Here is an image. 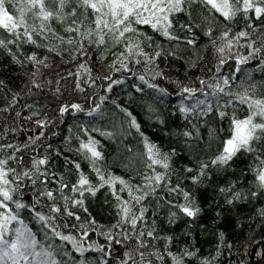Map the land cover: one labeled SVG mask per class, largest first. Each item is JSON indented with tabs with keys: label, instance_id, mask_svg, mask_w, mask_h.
<instances>
[{
	"label": "snow or ice",
	"instance_id": "1",
	"mask_svg": "<svg viewBox=\"0 0 264 264\" xmlns=\"http://www.w3.org/2000/svg\"><path fill=\"white\" fill-rule=\"evenodd\" d=\"M253 60L264 72V0H0V72L24 81L0 78V264H247L264 229V79L245 69ZM181 69L187 81L174 78ZM136 108L165 139L143 131ZM66 116L78 131L61 136ZM98 193L107 223L91 210ZM202 203L215 206L210 224ZM226 216L249 243L229 240ZM197 230L212 237L207 255ZM256 247L264 264V241Z\"/></svg>",
	"mask_w": 264,
	"mask_h": 264
},
{
	"label": "trees",
	"instance_id": "2",
	"mask_svg": "<svg viewBox=\"0 0 264 264\" xmlns=\"http://www.w3.org/2000/svg\"><path fill=\"white\" fill-rule=\"evenodd\" d=\"M241 27L243 25H240ZM234 64V61H229V63L227 65H225L222 69V71L225 74H228L230 72H235L234 67H232V65ZM245 69L247 71H250L254 77L257 80L260 79H264V72H262L258 66V61L253 60L251 61L248 65L245 66ZM63 70V69H61ZM176 75H179L182 79H185L186 81L188 80L187 77H184L183 75V70H179V72H174V78ZM196 75H201L200 71L197 70H193L192 76H196ZM236 75H239V73H236ZM0 78L3 79H7L8 83L10 84V86L14 87V88H22L23 87V77L22 75H17V70L14 67H9L6 70L0 72ZM117 93H120V89L117 88L116 89ZM171 92L172 95L170 96L169 100L167 101V103L172 104V106L174 107L175 103H178V97L175 95V88L172 87L171 88ZM68 99H70L72 102H80V103H84V97L79 95V94H73L70 97H67ZM121 98L123 99V94H121ZM43 102V100H42ZM57 105L55 103H53L51 105V107H56ZM161 108L163 109L164 106L162 105ZM136 114L138 116V118L140 119L142 125H143V131L153 140H156L157 142L165 139L163 137V134L159 131H156L153 126L149 123V121L146 118V115L144 113H142L139 108L135 109ZM67 123H61L59 124V126L57 128H54L53 131L60 133L61 136L63 135H67L68 134V127L71 126L73 128L74 131H78V129H76V125L75 122L73 120L72 117L70 116H66L65 117ZM177 123H179V121H177ZM49 135H51V133H49ZM23 138H26L23 137ZM129 140L132 142V144H135V141L132 140L131 137H129ZM53 141L55 144H60V139L57 137L53 138ZM105 144H107V142H104ZM62 147V144L60 145ZM104 151L106 152V154L108 155L109 161H114L113 162V171L115 172V174L117 175H121L124 174L123 173V169H122V163L120 161V159L118 157H115V152H114V146L113 145H108ZM67 154V153H66ZM69 155H74V154H69ZM185 162H187L185 160ZM244 165L241 164L240 167H243ZM85 170H86V165H85ZM201 193H203L202 196V202L204 200L208 201L209 203L212 200V190L211 189H200ZM31 190H25V199L26 202H31ZM202 206L205 209V212L207 213V217L205 219V222L207 223H211V218L214 216V205L213 208L210 209L208 207V203H202ZM109 207L110 205H108L105 202V197L102 194L98 193V199L93 203L92 205V212L94 215H96L97 219L100 220L101 222L107 223L111 220V216L109 214ZM251 211V209L247 208L246 206H242L240 208V212L241 214H247ZM234 219L233 216H226L225 219L221 222V224L219 225V228L221 230H224L227 232L228 234V238L229 240H234V239H239V243L240 244H246L249 243V241L246 239V237L248 236V231L247 229L244 230L243 234H240L238 232L233 231V229L229 226L230 222ZM183 225H177L175 228L176 232H181L183 230ZM255 227V226H254ZM92 239L93 240H98L99 243L104 244L105 242L103 241L102 238H97L94 234L92 235ZM192 239L196 242L197 247H199L201 249V254L203 255H207L209 250L213 247V241H212V237L211 236H206V235H201V233L197 230L194 233V236L192 237ZM258 241H264V229H260L259 227H256V231H255V240L250 241L251 246L247 248V252L250 253L249 255H243V259L244 261L247 262V264H257V257L255 256V250H258V248L256 247V244ZM70 255H72V259L75 260L76 256L74 254L71 253V249L70 246H68ZM110 250L112 252L113 256L119 257V255L122 252V246L119 244H113L110 246ZM244 249H241V255L243 254ZM86 256L89 260H93L95 261L98 258V254L96 253H86ZM227 257V254H226ZM239 255L237 253H233V259H238ZM67 259V258H66Z\"/></svg>",
	"mask_w": 264,
	"mask_h": 264
}]
</instances>
